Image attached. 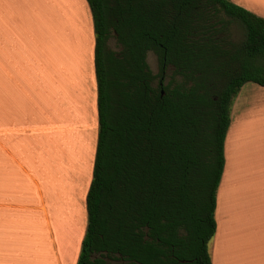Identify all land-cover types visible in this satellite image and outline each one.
<instances>
[{
    "label": "trees",
    "instance_id": "16d2710c",
    "mask_svg": "<svg viewBox=\"0 0 264 264\" xmlns=\"http://www.w3.org/2000/svg\"><path fill=\"white\" fill-rule=\"evenodd\" d=\"M86 1L98 133L76 264H212L231 105L264 86V17L230 0Z\"/></svg>",
    "mask_w": 264,
    "mask_h": 264
},
{
    "label": "crops",
    "instance_id": "0c3cea01",
    "mask_svg": "<svg viewBox=\"0 0 264 264\" xmlns=\"http://www.w3.org/2000/svg\"><path fill=\"white\" fill-rule=\"evenodd\" d=\"M230 1L264 17V0ZM72 6L80 18L89 17L86 0H0V264H64L61 258L68 255L82 212L79 239L84 234L88 188L81 209L71 187L69 138L63 144L53 136L54 125L67 131L69 126L55 124L53 116L60 106L53 103L55 60L46 38L52 23L39 21L59 11L69 15ZM74 53L70 56L78 69ZM68 56V50L60 51L58 58L68 63ZM257 85L239 94L241 86L231 105L229 127L237 140L231 135L232 143L228 127L212 264H264V86ZM58 87L67 96L62 112L72 116L79 109L81 87ZM94 96L97 114V90ZM79 126L72 127L79 131Z\"/></svg>",
    "mask_w": 264,
    "mask_h": 264
},
{
    "label": "rangeland",
    "instance_id": "374dc122",
    "mask_svg": "<svg viewBox=\"0 0 264 264\" xmlns=\"http://www.w3.org/2000/svg\"><path fill=\"white\" fill-rule=\"evenodd\" d=\"M71 4H73L74 0H69ZM73 6L70 8L69 15L65 12H54L52 16L40 18L39 21H47L48 25L52 23V27H50V33L48 34L47 42L49 49L53 50L52 55L55 60V66L53 69L50 70L51 75L53 77V103L55 102L59 105V108H56L58 113L54 107V120L55 124H60L62 126H69L68 131L65 128H57L59 125H54V132L53 136L55 140L58 142H62L63 144L64 139L67 137L69 138L68 143L66 144V149L71 153V158L74 160L72 164H70L71 170V177L70 179L73 181L71 183V187L73 191H75V195L77 197L76 204L79 208L83 209V193L87 190L90 180L92 178V169H93V162H94V153L96 149V139L98 133V121H97V114H96V82H95V74L93 69V61H92V53L90 48L92 43L94 42V30L91 12L89 11L86 14L87 17L80 18L78 15L79 13L74 12ZM75 14V15H74ZM230 32H231V40L234 43H239L244 38V28L242 25L236 21H232L230 23ZM67 46V47H66ZM69 52L68 56V63L66 60L59 59L60 51H67ZM57 51V53H55ZM72 52H75V56L80 61V65H78V69L74 67V59L73 56H70ZM80 55L82 59L80 60ZM67 59V55H66ZM147 61L154 73L158 72V61L154 53L149 52L147 55ZM84 63V65H83ZM65 75L70 76L74 81L66 82L59 80L64 77ZM76 76L80 77V80L77 81ZM59 83L63 86H71L76 87L78 84L81 87V97L77 101L76 105H79V109H77L76 113L69 117V114L62 112L64 108L63 105L67 104L65 98H67L66 94L64 93V89H59ZM258 87L257 84L252 82L245 83L240 93H246L248 90H254L252 87ZM72 91V90H71ZM237 99V98H236ZM68 106L65 108L67 110ZM241 116V115H240ZM232 123V119H231ZM230 123V125H231ZM253 124V122H251ZM261 125L260 123H258ZM80 125V130L76 131L72 126ZM82 126V127H81ZM231 127V126H230ZM229 130L227 135L232 139L231 135L236 139L237 134L236 131ZM232 129V128H231ZM230 131V133H229ZM68 134V135H67ZM230 139V140H231ZM233 143V139H232ZM228 152L230 144L228 143ZM230 180V179H228ZM220 180L217 193H218V202H221V195L223 192V186H221ZM251 182V186H252ZM217 197V194H216ZM74 206H76L74 204ZM76 206V208H77ZM80 210V209H79ZM83 212L81 216L75 220L78 221L75 225L78 232H76L75 237H72L69 242V251L68 255L61 258L64 264H76L78 260V256L81 250L82 240L84 238L87 225V217L85 220V230L83 231V236L79 239V231L81 232V224L83 222ZM214 237L208 243L209 250L212 251L214 248ZM220 248V247H219Z\"/></svg>",
    "mask_w": 264,
    "mask_h": 264
},
{
    "label": "bare ground",
    "instance_id": "6f19581e",
    "mask_svg": "<svg viewBox=\"0 0 264 264\" xmlns=\"http://www.w3.org/2000/svg\"><path fill=\"white\" fill-rule=\"evenodd\" d=\"M69 117H70V115H69Z\"/></svg>",
    "mask_w": 264,
    "mask_h": 264
}]
</instances>
